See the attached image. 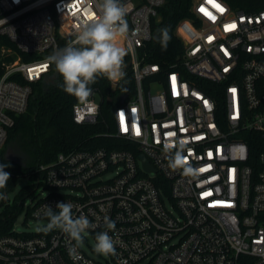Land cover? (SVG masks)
<instances>
[{"label": "built area", "instance_id": "2783aa9c", "mask_svg": "<svg viewBox=\"0 0 264 264\" xmlns=\"http://www.w3.org/2000/svg\"><path fill=\"white\" fill-rule=\"evenodd\" d=\"M100 2L0 0V35L13 45L1 57L14 56L0 75V152L27 109L31 84L49 76L47 58L75 41ZM121 2L128 24L118 37L126 50L122 70L131 72L134 89L120 95L110 134L126 146L74 149L40 164L33 181L47 192L28 207L38 219L45 205L71 203L74 216L96 225L88 234L108 231L117 241L115 253L91 255L80 245L73 261L62 231L12 226L0 236V264H264V9L192 0L193 17L175 27L183 52L162 70L149 56L165 0ZM59 36L70 41L60 46ZM120 80H109L111 88ZM98 114L93 92L86 104H73L77 123L95 122ZM180 144L195 175L169 166Z\"/></svg>", "mask_w": 264, "mask_h": 264}, {"label": "trees", "instance_id": "16d2710c", "mask_svg": "<svg viewBox=\"0 0 264 264\" xmlns=\"http://www.w3.org/2000/svg\"><path fill=\"white\" fill-rule=\"evenodd\" d=\"M192 0H165L162 8L158 9L159 18L153 22L156 38L150 43L149 60L157 62L162 70L168 69L183 52V45L175 34L177 24L186 18H192ZM231 8L254 12L264 9V0H224ZM167 26L171 39L166 50L158 42V29ZM70 39L58 37L60 46L66 45ZM2 46L13 48L6 36L0 35ZM1 54V53H0ZM33 54H20L23 60H28ZM14 56H0V75L3 70L2 62L12 61ZM21 82H23L21 80ZM63 79L51 64L49 76L31 84L27 109L22 115L15 117V122L8 129L7 139L2 149L8 144L16 143L24 154L21 164L7 161L0 152V164L8 165L4 171L10 173L7 191L16 186L24 177L36 178L34 171L42 163L54 160L58 153L74 149H93L100 146L121 148L125 143L111 136L114 129L113 111L119 104L120 95L124 92L133 93L134 83L131 72H127L115 88H111L109 79L99 77L96 83L89 85L99 99V114L95 122L77 123L72 119L73 104L77 98L66 93L63 89ZM4 209L0 213V236L9 233L12 228L19 205H9L2 200Z\"/></svg>", "mask_w": 264, "mask_h": 264}, {"label": "clouds", "instance_id": "9594fccd", "mask_svg": "<svg viewBox=\"0 0 264 264\" xmlns=\"http://www.w3.org/2000/svg\"><path fill=\"white\" fill-rule=\"evenodd\" d=\"M99 14L81 22L75 41L63 48L56 49L47 61L55 65L56 71L63 79V89L81 103H87L93 89L89 85L96 83L99 77L115 81L123 78L124 57L126 50L118 43V37L126 36L128 24L125 20L126 9L121 0H102L97 5ZM167 26L158 29V42L166 50L171 39ZM169 154V166L172 169L182 168L185 175H195V170L185 164L182 149ZM165 150L168 151L167 145ZM8 165L0 164V189L7 187L10 173L4 171ZM6 199L0 192V200ZM46 223L38 224L37 231L50 232L60 230L69 238V256L73 261L79 259L77 249L85 239L89 230L96 227L86 215H73V205L64 201L56 203L55 207L45 205L41 212L36 213ZM109 230L115 228V222L105 221ZM117 241L108 231L95 235L94 251L101 255L115 253Z\"/></svg>", "mask_w": 264, "mask_h": 264}, {"label": "rangeland", "instance_id": "374dc122", "mask_svg": "<svg viewBox=\"0 0 264 264\" xmlns=\"http://www.w3.org/2000/svg\"><path fill=\"white\" fill-rule=\"evenodd\" d=\"M10 47L2 46L0 49V56L4 53L5 50L9 49ZM50 51H48L49 53ZM47 53L42 54H35L32 55L29 59H40L43 58ZM156 87L152 86V91H154ZM95 99L98 101L99 97L97 94H95ZM6 148L1 150V153H4ZM24 158L21 159V162H23ZM6 196V202L9 205H19V210L16 213L15 219L13 221L12 225L14 229L17 231H37L38 224H44L46 221L44 219H33L29 217L28 214V207L34 203H36L37 199H39L41 196L45 195L47 192L43 185L39 184L35 187V183L33 181V178L24 177L22 178L14 188L9 189L7 191H2ZM4 209V204L0 207V213ZM86 241H83V244H81V247L89 254L95 255L94 251V244H95V238L90 235L86 234L85 236ZM141 264H146L145 262H142Z\"/></svg>", "mask_w": 264, "mask_h": 264}, {"label": "water", "instance_id": "95a60500", "mask_svg": "<svg viewBox=\"0 0 264 264\" xmlns=\"http://www.w3.org/2000/svg\"><path fill=\"white\" fill-rule=\"evenodd\" d=\"M124 98H125V95L121 98V102L124 100ZM3 157L7 161H12L14 163L21 164L22 163L21 159H23L24 154L19 149L17 144L13 142V143L7 145V147L3 153ZM140 158L142 159L143 164L145 165V168L147 170L152 169L147 158L143 154L140 155Z\"/></svg>", "mask_w": 264, "mask_h": 264}, {"label": "snow or ice", "instance_id": "6c2138e0", "mask_svg": "<svg viewBox=\"0 0 264 264\" xmlns=\"http://www.w3.org/2000/svg\"><path fill=\"white\" fill-rule=\"evenodd\" d=\"M217 7H219L218 5H217ZM202 11H203V9H201ZM222 10V9H221ZM232 27H234V25H232ZM123 118V117H122ZM125 130H127V129H125ZM137 131V134H139V130L137 129L136 130Z\"/></svg>", "mask_w": 264, "mask_h": 264}, {"label": "flooded vegetation", "instance_id": "af4514ba", "mask_svg": "<svg viewBox=\"0 0 264 264\" xmlns=\"http://www.w3.org/2000/svg\"><path fill=\"white\" fill-rule=\"evenodd\" d=\"M24 158V157H23Z\"/></svg>", "mask_w": 264, "mask_h": 264}]
</instances>
